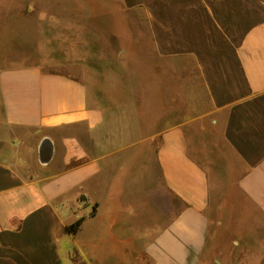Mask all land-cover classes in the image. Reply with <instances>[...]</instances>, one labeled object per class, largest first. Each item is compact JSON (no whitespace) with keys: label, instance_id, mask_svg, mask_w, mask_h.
I'll return each mask as SVG.
<instances>
[{"label":"crops","instance_id":"crops-1","mask_svg":"<svg viewBox=\"0 0 264 264\" xmlns=\"http://www.w3.org/2000/svg\"><path fill=\"white\" fill-rule=\"evenodd\" d=\"M119 2L173 63L150 74L144 123L157 107L158 123L174 124L127 146L133 163L95 154L54 133L84 126L97 140L107 123L83 80L1 67L0 264H264V0ZM21 130L36 133L37 158L49 146L41 167L24 166Z\"/></svg>","mask_w":264,"mask_h":264},{"label":"rangeland","instance_id":"rangeland-1","mask_svg":"<svg viewBox=\"0 0 264 264\" xmlns=\"http://www.w3.org/2000/svg\"><path fill=\"white\" fill-rule=\"evenodd\" d=\"M28 64L83 80L90 94L94 93L107 119L93 133L97 140L84 126L54 133L57 137L78 134L95 154L117 150L126 162L133 163V151L127 146L140 142L146 147L159 130L174 124L158 123L157 107L148 113L150 123H144L143 94L153 100L156 97L150 92L159 87L150 74L169 70L173 63L156 56L142 14L122 10L119 0H0V68ZM116 99L121 104L118 107L114 106ZM117 118L130 123H114ZM21 132L24 166L41 167L49 146L43 143L37 158L30 152L36 133ZM59 157L58 149L53 157L55 169ZM155 179L150 167L141 180L148 185Z\"/></svg>","mask_w":264,"mask_h":264},{"label":"trees","instance_id":"trees-1","mask_svg":"<svg viewBox=\"0 0 264 264\" xmlns=\"http://www.w3.org/2000/svg\"><path fill=\"white\" fill-rule=\"evenodd\" d=\"M82 220H83V217H79V218L75 219L74 221L68 223L66 225L67 232L68 233H75L78 230Z\"/></svg>","mask_w":264,"mask_h":264}]
</instances>
